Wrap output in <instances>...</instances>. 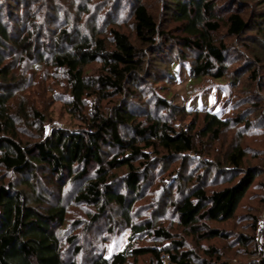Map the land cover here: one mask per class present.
<instances>
[{"label":"trees","instance_id":"1","mask_svg":"<svg viewBox=\"0 0 264 264\" xmlns=\"http://www.w3.org/2000/svg\"><path fill=\"white\" fill-rule=\"evenodd\" d=\"M160 1L165 26L143 0H0V264H140L144 256L150 258L147 264H164L163 255L171 264H264V209L259 216L242 217L251 222L250 235L226 228L239 219L252 188L264 192V168L245 170L242 146L226 152L214 146L227 129L254 124L264 130L261 119L251 121L247 112L226 119L205 113L201 129L184 128L180 122L190 112L156 97L148 89L150 76L142 77L147 52H154L167 77L170 67L190 65L193 78H228L235 50L216 37L225 29L235 39L255 33L256 49L250 51L257 59L245 72L262 85L263 60L256 50L264 55V15L253 14L254 20L238 11L221 16L218 0ZM94 65L99 69L91 74ZM39 71L65 78L66 109L82 129L47 130L48 117L26 97ZM135 82L151 97L139 113L135 102L143 96L132 89ZM117 97L123 100L108 112L103 104ZM235 99L233 108L241 101ZM252 109L248 113L256 117L260 106ZM105 148L114 154L108 156ZM187 158L205 168L194 183L183 174ZM175 160L185 163L180 176L169 173L161 182ZM44 170L56 180L51 181L58 194L54 204L46 200L49 193L38 178ZM219 175L226 177L225 186L210 189ZM157 182L178 189L177 197L168 194L160 207L172 210L177 229L158 222L154 210L146 220L133 222L136 203L156 190ZM69 204L89 212L86 224L69 223ZM114 208L131 237L123 251L107 256L104 248L91 249L95 237L93 242L87 238L103 222L107 233L113 232ZM139 241L147 243L137 247ZM86 245L95 250L89 260Z\"/></svg>","mask_w":264,"mask_h":264},{"label":"rangeland","instance_id":"2","mask_svg":"<svg viewBox=\"0 0 264 264\" xmlns=\"http://www.w3.org/2000/svg\"><path fill=\"white\" fill-rule=\"evenodd\" d=\"M143 2L148 5L150 11L155 16L159 17L161 15V21L163 22V24L161 25L165 26L166 23L163 19L164 17L160 12H163L161 6L162 4H160L161 1L143 0ZM218 3L220 10L223 9L222 13H219L221 16H227L232 11H238L241 15H243L245 19L254 20L251 19L253 14L254 16L264 15V0H218ZM169 27L170 29H173L175 26L170 24ZM124 32H126V29H124ZM172 32L174 33L175 31L173 30ZM126 33H129L131 36L133 35L130 29ZM176 35L179 34L177 33ZM254 36L255 33L247 32L241 38L235 39L228 37L225 29L221 30L219 34L216 35L217 38H221L223 41L229 44L233 50H235L233 51L235 53L234 59L233 57H231L228 61L230 67V74L228 78L216 79L210 76L193 78L190 65H183L182 67L176 66L172 71L170 67V70L168 71L169 75L167 77L165 74V67H163L161 64H157V62L155 61L156 54L154 52L152 54L150 52H147V54H149L150 56L149 59L147 58L149 61L145 66L144 74H142L143 80L146 77L150 76V79L146 78L149 85L148 89H152L156 97L158 96L162 99H165L173 105L185 107L190 112V115L184 117L180 122V124L184 128L195 127L196 131L201 129L203 127V114L205 113L215 114L220 116L222 119H226L228 117H235L236 115L240 116L243 114V112H247V117L251 121H254L255 119V121H257V119H261V122L259 121L258 125H263L264 83L262 85L254 84L249 80L248 72H245L247 71L249 66L253 64V59H257L256 56L250 51V49H256V46L252 43ZM256 52L258 56L263 60V64L261 63V66L263 67L260 68V71L258 72L260 77L262 78L264 76V55L261 54V52H259L258 50H256ZM158 58L160 59V57ZM98 69V65L92 66L91 74H94L96 71H98ZM162 71L164 72V77H162ZM42 72H38V75L36 76L37 78L35 79L32 88H29L27 90L26 97L30 98V101L33 100L36 107H38V110L48 117L49 124L47 126V130H50L51 127L64 128L69 131H78L79 129H82L84 126L82 125L81 121L67 112L65 101L68 92L65 85V78L55 76L50 72L46 74H40ZM131 86L133 90L135 88L136 91L139 92V95L143 96L142 101L137 100V102H135L140 105H136L138 106L137 108L134 107V109L137 111L136 113L142 112V110L145 109L143 107V101H146L147 103L151 102V97L149 96V94H147L148 89L142 88L143 86H141V83L139 84V82H135ZM236 97L241 99V101L237 102V104H235L233 108L232 102L234 103L236 101ZM119 100H123V98H114V100H111L103 105L107 109V111L110 112L112 110V106ZM87 103L88 109L86 110V113L89 114L91 111V104L95 103L94 98L88 100ZM254 104H258L260 106V110L256 112L258 114L256 117L252 116V113H248L249 111H253L252 108H254ZM147 109L148 113L153 112L152 108L147 107ZM158 113L161 112L159 111ZM162 114L163 113H161L160 115ZM255 129L257 128L256 125L254 126V124H251L250 128L247 130L242 129L237 131L236 128L227 129L222 134L221 139L214 143V146L216 147V149H220L224 152L230 151L231 148H235L236 146H242V148H244L247 152L246 158L244 160V169H262L264 168V130L257 131ZM121 134L122 136L128 135L126 132H122ZM206 141L207 139L204 140V142ZM104 152L108 156H112L114 154V152H111V150L108 148H105ZM213 154L215 155L216 159L218 152L216 154L215 152H213ZM209 157L212 158L213 155H210ZM189 159L190 160H188L187 158L185 160L186 168L185 170H183V174H185V176H187V178L194 183L193 180H195L196 177L201 176L205 173V168L201 165V167L196 166L194 161L191 160V158ZM204 161L211 162L207 158H205ZM183 164H181L179 160H175L173 163H170L169 170L164 176H160V173L158 174V176L161 177V180H159L161 182L166 181V177L169 175V173H171V175L169 176L170 178L175 177V174L179 177V172L182 170V168L185 167ZM38 178L41 180L40 183L44 187V190L49 193L47 196H45L46 200L49 202V204H54L57 200L58 194L56 190L57 188L53 186V184H51V181H56L55 177L48 172H45L44 170L38 172ZM154 178L155 180L158 179V177H156V174ZM225 178L226 177H223V175H219L217 177V183L215 185L211 184V188H209L214 189V187H216L219 189L224 187ZM156 185V190H154L153 192H150V190H148L144 199L136 203L134 208V213L136 212V214L132 218L133 222L142 221L143 219L146 220L152 215L151 213L154 210L153 213L156 214L155 216L158 222H161L163 225L171 229H177V221L173 220L171 217L172 210L170 208L160 209V207H163L168 194L172 195L175 199L179 193L178 189L166 185L165 182L160 184L157 182ZM161 185H163V187L166 189L165 193H162ZM258 188H252L247 198H245V200L243 201L242 206L238 212V216H240L238 217L239 219L235 222L228 223L226 225L227 229L233 228L235 231L250 235L252 231L251 222L249 223V220H245L242 217L255 214L259 216L261 211H263L264 192ZM41 191H38V193L40 194ZM62 199V201L66 204V196H63ZM69 207V223L71 225L74 222L80 220L85 224L87 223V221L89 220V212H86L85 208H81L78 206V208L76 206L71 207V204H69ZM137 211L140 212L138 213ZM112 213V219H114L117 223V226L114 228L113 232L108 234L105 227L106 222H103L102 228L97 227L96 229H93V231L87 238L90 242H93V238L95 237L94 241L97 242H94L92 244L91 249L94 248L95 250H103L104 248L106 250L105 253L107 254V256H111L114 253L123 251L129 244L131 237V230L129 228L122 229L124 223L117 222L121 221L119 210H117V208H114ZM78 234L81 236L83 235L84 237V233L82 232V230L78 232ZM145 243L147 242L139 241L137 247ZM221 245L222 244H220V246ZM249 246L251 247V245ZM235 247L239 246L237 245ZM223 248L224 246L222 247V249ZM92 251L89 247H87V245L85 246V255L88 260L92 254ZM235 253L236 251L232 252L233 255ZM149 259L150 258L148 256H144L139 259V262L140 264H147L149 263ZM238 261L249 263L247 258H239Z\"/></svg>","mask_w":264,"mask_h":264},{"label":"built area","instance_id":"3","mask_svg":"<svg viewBox=\"0 0 264 264\" xmlns=\"http://www.w3.org/2000/svg\"><path fill=\"white\" fill-rule=\"evenodd\" d=\"M161 259H162V261H163L164 264H171V262L168 260V257L167 256L163 255L161 257Z\"/></svg>","mask_w":264,"mask_h":264}]
</instances>
